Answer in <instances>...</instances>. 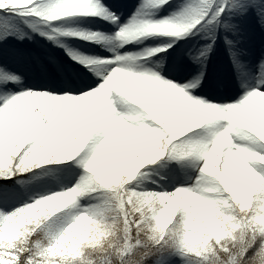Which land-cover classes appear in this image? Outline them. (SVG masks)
<instances>
[{"label":"snow or ice","instance_id":"obj_1","mask_svg":"<svg viewBox=\"0 0 264 264\" xmlns=\"http://www.w3.org/2000/svg\"><path fill=\"white\" fill-rule=\"evenodd\" d=\"M0 264H264V0H0Z\"/></svg>","mask_w":264,"mask_h":264}]
</instances>
